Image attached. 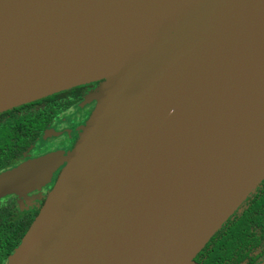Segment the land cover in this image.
Returning a JSON list of instances; mask_svg holds the SVG:
<instances>
[{
  "label": "water",
  "instance_id": "95a60500",
  "mask_svg": "<svg viewBox=\"0 0 264 264\" xmlns=\"http://www.w3.org/2000/svg\"><path fill=\"white\" fill-rule=\"evenodd\" d=\"M101 81L5 264H199L264 180V0H0V113ZM264 264V260L259 263Z\"/></svg>",
  "mask_w": 264,
  "mask_h": 264
},
{
  "label": "flooded vegetation",
  "instance_id": "af4514ba",
  "mask_svg": "<svg viewBox=\"0 0 264 264\" xmlns=\"http://www.w3.org/2000/svg\"><path fill=\"white\" fill-rule=\"evenodd\" d=\"M101 83L95 81L76 86L1 112L0 126L28 118L34 123V128L25 133L26 129L15 127V134L9 137L8 142H0V173L51 153L67 154L71 151L96 105L94 97ZM0 139H4L1 134ZM63 164L50 181L40 188L0 198V239L5 233H10L12 228L22 231L28 226L21 224L35 219ZM232 217L239 218L242 226H225ZM217 234L221 241L219 244L215 242L218 260H214L213 255L208 253L201 254V249L194 258L195 262L258 264L264 260V180L210 240ZM6 261L7 258L1 264Z\"/></svg>",
  "mask_w": 264,
  "mask_h": 264
},
{
  "label": "trees",
  "instance_id": "16d2710c",
  "mask_svg": "<svg viewBox=\"0 0 264 264\" xmlns=\"http://www.w3.org/2000/svg\"><path fill=\"white\" fill-rule=\"evenodd\" d=\"M15 127L16 128H24V129H26L25 133H27L34 128V123H32V121L29 120L28 118H26L25 121H18L14 124H10L8 122H6L5 124H2L0 126V134L4 136V139H0V142H8L9 137H11L15 134V131H16ZM10 145H17V144H10ZM9 148H10V146H9ZM254 192H255V190L253 191V193ZM32 222H33V220L31 222H24L23 224H21V226H28L27 228L23 229L22 231H20L21 229L16 230V229L12 228L10 233H5L3 238L0 239V264L6 258H8V256L15 250V248L20 243L22 237L24 236V234L26 233L27 229L29 228V226L31 225ZM225 226H242V225H241V221L239 222V218L232 217L228 222H226ZM219 237H220V235L217 234L214 238H212L209 242H207L205 244V246L202 248L203 250L201 251L202 252L201 254H207L208 253L210 255H213L214 260H218L219 257H216L218 248H217V245L215 244V242H218V244H219V241H220ZM220 243H221V241H220ZM221 246L222 245H220V247ZM200 263L201 262H199V264ZM201 264H203V263H201Z\"/></svg>",
  "mask_w": 264,
  "mask_h": 264
}]
</instances>
